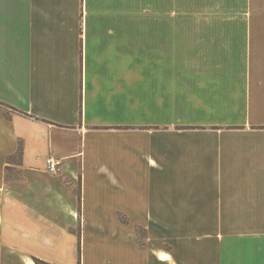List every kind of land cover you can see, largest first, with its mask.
Segmentation results:
<instances>
[{
	"label": "crops",
	"instance_id": "crops-1",
	"mask_svg": "<svg viewBox=\"0 0 264 264\" xmlns=\"http://www.w3.org/2000/svg\"><path fill=\"white\" fill-rule=\"evenodd\" d=\"M135 4L0 0V264H264V0Z\"/></svg>",
	"mask_w": 264,
	"mask_h": 264
},
{
	"label": "rangeland",
	"instance_id": "rangeland-1",
	"mask_svg": "<svg viewBox=\"0 0 264 264\" xmlns=\"http://www.w3.org/2000/svg\"><path fill=\"white\" fill-rule=\"evenodd\" d=\"M143 0H136L135 4V22L136 26L143 25V14L146 10L143 9ZM191 10V0H166V13L168 27H174L176 23V16L180 12H189ZM14 173L8 174L6 180H13ZM137 234L140 240L143 238L142 229H137Z\"/></svg>",
	"mask_w": 264,
	"mask_h": 264
},
{
	"label": "built area",
	"instance_id": "built-area-1",
	"mask_svg": "<svg viewBox=\"0 0 264 264\" xmlns=\"http://www.w3.org/2000/svg\"><path fill=\"white\" fill-rule=\"evenodd\" d=\"M60 161L53 159L51 157H47L45 159V171L48 172L49 174H56L60 171Z\"/></svg>",
	"mask_w": 264,
	"mask_h": 264
},
{
	"label": "trees",
	"instance_id": "trees-1",
	"mask_svg": "<svg viewBox=\"0 0 264 264\" xmlns=\"http://www.w3.org/2000/svg\"><path fill=\"white\" fill-rule=\"evenodd\" d=\"M0 106L3 108V110H4V114L6 115V116H8V114H7V109H8V107H6V105H4V104H2V103H0ZM20 148L18 149V153H17V156L18 157H20ZM9 160V159H8ZM79 198V197H78ZM35 263L36 264H45V263H42V262H39V261H35Z\"/></svg>",
	"mask_w": 264,
	"mask_h": 264
},
{
	"label": "bare ground",
	"instance_id": "bare-ground-1",
	"mask_svg": "<svg viewBox=\"0 0 264 264\" xmlns=\"http://www.w3.org/2000/svg\"><path fill=\"white\" fill-rule=\"evenodd\" d=\"M30 264H33V263H30Z\"/></svg>",
	"mask_w": 264,
	"mask_h": 264
}]
</instances>
